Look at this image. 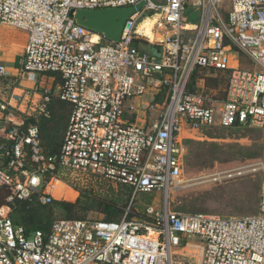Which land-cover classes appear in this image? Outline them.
Here are the masks:
<instances>
[{"label": "built area", "instance_id": "2783aa9c", "mask_svg": "<svg viewBox=\"0 0 264 264\" xmlns=\"http://www.w3.org/2000/svg\"><path fill=\"white\" fill-rule=\"evenodd\" d=\"M141 4L119 42L71 15ZM148 18L155 39L144 38L159 47L150 54L134 44ZM0 23L27 34L21 75L59 81L57 94L42 87L0 102V191L9 193L0 208V264H264V178L255 216L169 204L185 179L183 140L191 134L239 126L259 130L264 142V0H0ZM198 69L231 72L224 99L192 88ZM6 75L0 64V79ZM55 95L72 112L60 153L47 158L39 126L16 114L48 116ZM91 179L131 189L121 220L60 219L49 232H28L9 216L18 201L52 203L57 183L66 199ZM154 192L161 209L131 210L140 194Z\"/></svg>", "mask_w": 264, "mask_h": 264}, {"label": "rangeland", "instance_id": "374dc122", "mask_svg": "<svg viewBox=\"0 0 264 264\" xmlns=\"http://www.w3.org/2000/svg\"><path fill=\"white\" fill-rule=\"evenodd\" d=\"M229 5V1L225 3ZM191 24L198 23V15L191 11L187 12ZM149 19V18H148ZM146 19L139 27V31L145 26ZM1 24V23H0ZM145 41L147 38L140 37ZM149 42V41H148ZM150 43V42H149ZM148 54L152 51L147 46H142ZM237 55L236 52L232 53ZM53 78H51L52 80ZM48 80V81H47ZM50 82V79H47ZM33 83V87H34ZM40 81L36 83L39 90ZM56 84L53 93L57 94ZM30 92V91H29ZM23 125L28 126L32 118L16 114ZM259 144L262 150L256 145ZM185 147V179L182 186L172 193L169 204L173 211L183 213H202L221 217H247L255 216L259 211V201L264 178V142L262 133L254 128L204 129L193 133L183 140ZM262 158H259V155ZM3 157L0 156V165ZM110 189L115 187L103 181L91 179L84 183L79 182L74 193L67 194L66 199L55 200L71 203L82 199L89 201L90 211L88 219H103L100 200ZM89 196L90 200L82 198ZM131 205L127 204L125 211ZM153 205L155 209H161L163 197L159 192L153 194H140L131 206V210L139 214L144 213L147 206ZM10 218L20 220L21 215L13 212ZM63 218L60 212H56L54 219Z\"/></svg>", "mask_w": 264, "mask_h": 264}, {"label": "trees", "instance_id": "16d2710c", "mask_svg": "<svg viewBox=\"0 0 264 264\" xmlns=\"http://www.w3.org/2000/svg\"><path fill=\"white\" fill-rule=\"evenodd\" d=\"M154 23L155 19L149 18L139 33L143 35V37L153 40L154 34L152 28ZM134 44L143 52H145V50L142 49L144 45L151 49L152 52H156L159 49L157 45L150 44L141 39L136 40ZM230 76V71L214 72L198 69L195 71L192 78V88L198 91L204 90L217 99H224L227 93ZM58 83L59 81L57 80L56 84ZM48 111V116L32 118L30 121H27V123L39 126L44 154L47 158H51L58 155L61 151L72 107L70 104L60 101L55 95L48 106ZM236 128L238 129L241 127L235 126L232 129ZM2 142L3 141L0 139V146ZM256 147L262 150L259 144H257ZM259 156V158L263 157L261 154ZM6 163L7 159L3 158V163L0 166ZM66 178L68 182H72L69 179V175ZM78 185L79 183L76 184V188ZM110 191L111 192L108 193L106 197L100 200L101 213L104 215L103 220L119 221L124 215L123 208H126L131 200L132 191L127 187H118L116 191L114 189H110ZM8 195L9 193L7 191H0V208L6 204ZM82 198L90 200L87 195H83ZM90 208L89 201L84 202L82 199H79L75 203L54 200L52 203L43 204L39 200V197L35 196L30 200L18 201L12 206L13 212L21 215L20 220L13 219L12 221L18 226H23L28 232H49L52 223L56 220L87 219V213L91 210ZM56 212H60L63 218L54 219Z\"/></svg>", "mask_w": 264, "mask_h": 264}, {"label": "crops", "instance_id": "0c3cea01", "mask_svg": "<svg viewBox=\"0 0 264 264\" xmlns=\"http://www.w3.org/2000/svg\"><path fill=\"white\" fill-rule=\"evenodd\" d=\"M26 44V32L0 24V64H3L7 69L6 77L0 79V102L9 101L13 94L25 95L37 91L36 84L33 87V82L19 73V61L24 54ZM51 78L53 79L51 80ZM47 79L51 81L47 82ZM38 80L40 81V90L42 87L54 89V85L57 83L53 76H40ZM26 96L30 95L26 94Z\"/></svg>", "mask_w": 264, "mask_h": 264}, {"label": "water", "instance_id": "95a60500", "mask_svg": "<svg viewBox=\"0 0 264 264\" xmlns=\"http://www.w3.org/2000/svg\"><path fill=\"white\" fill-rule=\"evenodd\" d=\"M142 6L143 4L136 8L83 9L73 11L71 15L78 25L103 35L109 41L119 42L127 19Z\"/></svg>", "mask_w": 264, "mask_h": 264}, {"label": "bare ground", "instance_id": "6f19581e", "mask_svg": "<svg viewBox=\"0 0 264 264\" xmlns=\"http://www.w3.org/2000/svg\"><path fill=\"white\" fill-rule=\"evenodd\" d=\"M99 40V38L97 36L93 37V41L97 42ZM63 185L61 183H57V194L59 195V193L63 192L65 189H63ZM73 191L71 190H67L66 193L69 195L71 194ZM74 193V192H73Z\"/></svg>", "mask_w": 264, "mask_h": 264}]
</instances>
